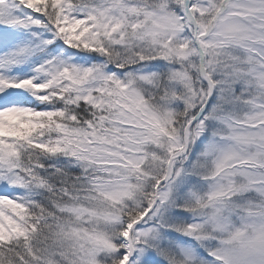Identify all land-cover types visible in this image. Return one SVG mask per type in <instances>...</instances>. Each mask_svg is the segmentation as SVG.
<instances>
[{
  "label": "rangeland",
  "instance_id": "374dc122",
  "mask_svg": "<svg viewBox=\"0 0 264 264\" xmlns=\"http://www.w3.org/2000/svg\"><path fill=\"white\" fill-rule=\"evenodd\" d=\"M171 2L86 0L76 14L71 0H0V127L25 117L13 107L24 93L42 104L61 80L83 90L95 78L104 85L90 84L98 93L92 102L109 107L103 127L112 128L92 136L90 145L78 144H86L79 161L93 177L91 191L86 200L58 206L62 215L48 244L22 264H264V0H189L196 29L180 0L192 39L168 9ZM52 11L59 18L54 24ZM88 47L99 58L75 62L73 50ZM198 48L214 85L208 109L189 130L186 154L171 163L172 177L144 202L148 174L162 180L169 159L184 149L187 124L173 125L177 109L196 115L208 98L200 75L201 85L189 75L199 74ZM105 57L120 71L134 57L142 66L115 76ZM147 59L170 64L166 80ZM178 64L186 70L172 68ZM50 115L39 116L41 125ZM149 147L168 155L151 159ZM4 168L2 249L27 235L24 203L32 197L31 187L22 186L23 202L10 199L2 185L20 183L11 165ZM130 202L140 218L155 206L128 238L121 212ZM143 203L149 208L141 215Z\"/></svg>",
  "mask_w": 264,
  "mask_h": 264
},
{
  "label": "trees",
  "instance_id": "16d2710c",
  "mask_svg": "<svg viewBox=\"0 0 264 264\" xmlns=\"http://www.w3.org/2000/svg\"><path fill=\"white\" fill-rule=\"evenodd\" d=\"M82 1L86 0H71L72 10L76 14H80L81 12L82 8H79V5ZM170 2V8L165 6L181 16L186 26L185 35L192 39V29L187 24L186 19H183L184 15L180 0H170ZM214 15H212L213 19H211L210 22L212 20L214 21L216 17V15ZM50 18V24H54V21L59 19L55 16V11H52ZM196 19H198V17ZM58 30L61 31L59 27ZM92 49L93 47H88V49L78 52L73 50V54H76L74 55L76 57L75 62L77 59L81 58V62H85L84 64L86 65L87 61L82 57H86V59L90 60L98 59V54L94 51L92 52ZM69 51H71V49H69ZM109 53L111 54L112 52L110 51ZM105 58L107 69L115 71V76L134 71L142 66V62H139L138 58L134 57L132 62L129 60L121 62L123 70L120 71L112 67L111 60L108 57ZM100 59L105 60L103 58ZM147 60V62L145 61L146 64L152 67L157 66L161 72L162 78L166 80L170 64L159 62V66L155 65L156 62H154V64L151 63L150 59ZM85 65L82 67H85ZM173 67L186 70V67L180 64L172 66V68ZM67 71L71 72L72 67L68 66ZM88 73L91 72L88 71ZM189 75L196 84L201 85L198 71H190ZM89 82V86L87 85L88 87L83 90H78L75 86L73 88L68 80L67 83L65 80H61L58 85L59 88L51 91V96L47 95V97H45L48 99V102L45 101L42 104L34 102L32 100L33 96L29 93V95L24 93V96L14 100V103L18 102V105L15 104L16 106L13 107L17 109L18 107H22V109L27 112L25 117L18 119L17 123L14 122L13 124H6L0 127V146L6 149L2 154L0 153L1 168L4 171L5 164L11 165L15 177L20 183V188L18 189L6 185H2V188L9 193L8 196L10 199H14V201L21 203L24 200L23 196L25 194V190L22 186H28L32 189L31 199L24 203L27 215L23 222H26L28 233L26 236L24 235L25 238H23V240L16 241L12 239L11 242L14 243L6 244L3 249L0 247V260L3 258L11 259L10 261H4V264H22L25 260L29 263L30 255L32 256L33 253H41L39 249L48 244L47 241H49L50 232L53 231L55 224H59L57 220L62 213L59 212L58 206L70 205L76 202V200H86V196L91 191L88 186L91 184V181H93V177L85 168L84 163L86 162L83 163V167L79 161L82 159L80 157L82 152L81 146L86 147V144H78L82 141H86V143L90 145L88 142L93 141L92 136L106 134L110 132L112 128L110 127L109 130L106 126V128L103 127L109 124V119H106L108 111L110 110L109 107L107 106L106 109H104V107L101 109L96 105L97 101L92 102V99L98 96L96 90H92H94L96 86H103L104 82L95 78L92 80L89 78ZM94 92H96V94H94ZM158 93L160 94V91H158ZM11 107L12 105H9V108ZM177 110L173 118V125L177 126L179 129H183L184 126L192 120L195 113H188L183 106H180ZM44 113L49 115L52 113V115H50L51 117L49 116L51 119L46 118L45 122L41 125L39 116ZM18 124H20V126L22 125V129L15 130V126ZM4 135H10V137H4ZM4 141H6V143ZM8 147H11L13 150L10 151ZM149 148L152 150H148L149 155L152 156L151 159L163 157L166 154V151H159L158 153L152 147ZM179 150H182V148ZM167 155L168 154L165 156ZM94 166L95 165H92V167ZM86 167H91V165L87 164ZM148 175L149 177L145 179L146 183L144 185L146 186L144 188L145 192L143 193L144 202L152 201L154 187L158 181L161 180V177H156L151 175V173ZM148 208L149 203H143L141 215ZM136 210V207L133 206V202H130L125 209L122 210L121 217L125 230L129 225L140 218ZM14 218L17 217L15 216ZM18 221L21 222L19 219ZM29 250L31 253L28 254Z\"/></svg>",
  "mask_w": 264,
  "mask_h": 264
},
{
  "label": "water",
  "instance_id": "95a60500",
  "mask_svg": "<svg viewBox=\"0 0 264 264\" xmlns=\"http://www.w3.org/2000/svg\"><path fill=\"white\" fill-rule=\"evenodd\" d=\"M183 6H184V14L187 18V20L190 22V24L192 25V27L194 29H196L197 25H196V20L191 12V5L189 0H184L183 2ZM199 53H200V66H199V75L201 80L207 85L208 87V98L205 101L204 105L199 109V111L197 112V114L192 118V120L186 125V127L184 128L183 131V141H184V149L182 152L177 153L176 155H173L170 159H169V164L167 166V170L165 173L164 178L158 182L157 184V188L159 186H162L163 184L167 183L168 180L171 178V163L174 160H177L178 158L183 157L186 152L188 151V145H189V130L198 122V120L204 115V113L207 111L209 103H210V99L211 96L213 94V90H214V85L212 83V81L210 80L204 65H203V60H204V54L203 51L201 50V48H198ZM157 198L155 197V202H156ZM155 206V203L153 204V206L148 209L143 216L135 221L134 223H132L129 227H128V238L130 236V234L132 233V231H134L135 229L139 228L140 225L142 224V222L145 220L146 216L152 212L153 207ZM129 255H131L132 250H131V245H129Z\"/></svg>",
  "mask_w": 264,
  "mask_h": 264
}]
</instances>
